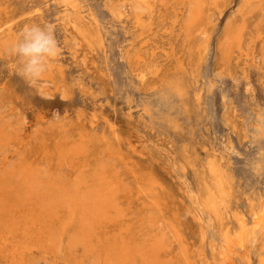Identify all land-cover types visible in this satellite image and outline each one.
Segmentation results:
<instances>
[{
    "label": "rangeland",
    "instance_id": "rangeland-1",
    "mask_svg": "<svg viewBox=\"0 0 264 264\" xmlns=\"http://www.w3.org/2000/svg\"><path fill=\"white\" fill-rule=\"evenodd\" d=\"M62 1L0 0V19L10 21L4 30L12 27L11 45L20 38L22 29L32 24L52 25L62 53L64 41L72 46L76 42L73 57L62 54L48 68L53 76H65L60 84L65 86L66 96H61L53 83H29L17 74L20 58L11 53L10 45L6 52L0 50V120H7L16 129L28 127L40 137L45 129L47 139L55 132L68 133L74 139L88 133L91 159L114 163L123 175L125 164L105 157L103 136L117 143L126 164L157 183L162 194L158 207L177 231L169 249L151 264H183L181 253L185 250L190 264H216L211 252L214 229L206 228L207 218L200 214L191 195L197 191L198 168L222 150L225 157L218 161L222 170L234 177L239 210L246 209L245 197L253 188L264 190V177L254 175L253 170L259 149H264V140L258 139V127L264 122V7L253 6L247 13L244 41L226 63L218 41L226 24L240 16V0L211 11L209 23L205 21L188 37L174 25L182 16L178 11L183 10L181 5L160 6L149 30L135 27L127 17L112 22L115 5L124 4L125 12L131 13L128 0H78L82 11L76 16L85 20L94 16L97 24L86 23V27L92 33L99 31L105 40L97 53H91L72 29L59 23L64 14ZM258 33H262V40L256 38ZM126 50L134 57L140 55L139 62L143 59L146 64H127L123 59ZM108 68L110 77L105 74ZM141 75H145L143 79ZM78 78L82 85L71 88ZM184 87L188 94L183 108L178 89ZM41 90L49 92L45 95ZM143 102L157 108L153 117L143 112ZM41 115L46 116L45 123H37ZM32 145H24L20 151L26 154L34 150ZM133 146L143 155L131 157ZM17 147L0 148V167L7 161L10 165L19 162L22 154L15 153ZM123 176L131 184L130 176ZM128 195H122L120 202L130 209L121 222L108 226L105 246L122 238L134 248L148 238V207ZM80 254L83 248H71L66 238L60 255L53 253L44 260L38 253L34 261L65 264ZM95 257H85L83 264H94ZM135 260V264H143L139 257Z\"/></svg>",
    "mask_w": 264,
    "mask_h": 264
},
{
    "label": "bare ground",
    "instance_id": "bare-ground-1",
    "mask_svg": "<svg viewBox=\"0 0 264 264\" xmlns=\"http://www.w3.org/2000/svg\"><path fill=\"white\" fill-rule=\"evenodd\" d=\"M232 1L234 0H128L131 13L128 15L125 12L124 4L115 5L111 9L112 22L127 17L135 27L150 30L156 21L159 7H169L168 4L171 3L175 8L181 5L183 10L178 11L182 16L180 20L174 21V25L188 37L193 34V30H197L206 22L209 23L207 20L211 11L226 7ZM240 3L237 9L240 16L237 15V19L226 24L218 41L226 63L235 53V48H240L244 41L248 28L247 13L253 6L264 7V0H240ZM62 7L64 14L58 18L59 23L72 29L91 53L99 52L105 40L99 31L92 33L86 27V23L97 24L96 18L92 15L86 20L83 16L77 17L82 11L78 0H63ZM221 12L223 10H220ZM3 21L0 19V50L6 52L9 45L11 48L14 44L11 45L12 27L4 30L10 21ZM256 38L261 39L262 33H258ZM64 44L63 53L61 51L50 64L62 54L74 56L76 42L74 46L68 41H64ZM139 57L141 56L134 57L126 50L123 59L127 64H132V61L139 67V63L144 62L143 59L139 62ZM145 69L146 67L143 71ZM105 74L110 77L109 68ZM144 76L141 75V79ZM64 79L65 76H53L51 71H48L38 83H53L58 93L66 96L65 86L60 84ZM81 85L82 79L78 78L71 88L78 89ZM48 92L41 90L45 95ZM187 94V87L178 89L183 108L186 106ZM140 107L150 117L157 112V108L150 102H143ZM45 122V115L37 118V123ZM53 126L50 124L49 127L53 129ZM44 130L40 137V134H32L28 127L16 129L7 120H0V148L7 149L14 144L18 146L15 153L22 154L16 164L10 165L7 161L0 167V264H37L34 259L38 253L42 254L44 260L53 253L60 255L66 238L71 248L82 247L83 254L75 256L76 260L65 264H83L85 257L95 254L94 264H135L138 257L143 264L159 260L169 249L177 231L158 207L162 194L157 183L152 179H145L127 165L126 156L116 146L117 143L110 142L106 136L102 139L106 143L105 157L125 164L123 175L130 176L131 184L126 182L114 163L91 159L92 145L89 144L88 133L79 134L78 139H74L68 133L60 135L55 132L47 139ZM15 131L17 133L13 134ZM50 139L53 140L52 145L49 143ZM258 139L264 140V122H260L258 127ZM28 144H33L35 151L28 147L31 151L22 153L20 148ZM130 155H143V151H138L137 147L133 146ZM224 155L222 150L198 168L197 191L195 195H191L200 214L207 218L206 228L214 229L216 238L213 239L211 252L216 264H264V190L253 188L245 197L246 209L239 210L234 192V177L225 173L218 161L223 159ZM253 170L254 175L264 177L262 148L259 149V157ZM124 194H129V197L132 196L148 207L150 216L145 225L148 238L143 245L134 248L122 238L114 239L105 246L104 235L108 226L121 222L130 209L128 205L124 207L120 202ZM99 246L102 247L100 251ZM203 254L200 253V256ZM181 261L183 264H190L187 250L181 253Z\"/></svg>",
    "mask_w": 264,
    "mask_h": 264
},
{
    "label": "clouds",
    "instance_id": "clouds-1",
    "mask_svg": "<svg viewBox=\"0 0 264 264\" xmlns=\"http://www.w3.org/2000/svg\"><path fill=\"white\" fill-rule=\"evenodd\" d=\"M11 53L20 58L17 74L35 84L48 71L50 61L60 55L61 49L52 25H26L20 38L11 47Z\"/></svg>",
    "mask_w": 264,
    "mask_h": 264
}]
</instances>
